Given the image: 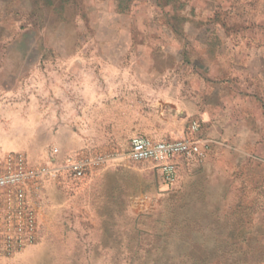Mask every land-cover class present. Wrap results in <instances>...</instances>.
I'll return each mask as SVG.
<instances>
[{
  "label": "crops",
  "instance_id": "crops-1",
  "mask_svg": "<svg viewBox=\"0 0 264 264\" xmlns=\"http://www.w3.org/2000/svg\"><path fill=\"white\" fill-rule=\"evenodd\" d=\"M97 1V9L94 4L92 9L87 8L92 14L95 44L84 47L78 44L76 31L72 43H67L63 34V25L67 24L63 18L70 15L73 2L48 0L45 7L43 0H0V29L5 28L7 19L13 20L12 34L0 30V41L13 37L12 43L0 44V51L14 52L13 67L7 70L4 64L1 66L0 94H19L17 100H21L23 86L30 85L29 108L15 102L8 111L14 132L20 131L22 117L28 116L36 133L30 142L36 147H42L48 135L54 141L67 135L77 142L79 133L91 123L98 131L107 125L113 126L105 129L108 131L123 130L117 126L125 125L126 132L156 140L184 138L190 133L193 138L187 139L198 142L201 154L177 158L174 197L186 202L187 197L205 196L210 200L216 196L227 216L238 215L233 244L248 243L245 231L249 230L257 229V238H262V222H256L255 214L264 212V207H257L260 200L255 198L264 195V169L252 173L247 170L246 147H256L264 154V44L213 45L208 37L214 35L217 25L223 36L258 29L264 38V0H248L257 10L253 15H237L224 4L203 15L213 9L211 0H199L202 4L197 5V12L195 0H148L157 9L154 15H148L149 25L140 28L134 15H129L130 23H134L131 30L127 21L114 22L110 16L104 37L102 8ZM234 5L243 7L240 0H234ZM120 12L128 16L126 10L120 8ZM164 13L193 14L197 22L186 21L176 30L162 23ZM235 15L244 22H229ZM47 19L55 28L51 34L46 31ZM28 33H33L36 43L26 42ZM123 44L127 50H123ZM155 45L159 46L160 57L177 52L179 58L152 57ZM141 47L148 48L149 59L137 54ZM43 67H51L48 70L52 76L43 77ZM4 115L0 111V117ZM6 144L22 146L19 139L1 141V145ZM106 167H97L103 176L109 174L104 172ZM58 173L35 182L31 191L43 194L47 203L54 204L59 191L54 182ZM230 195L235 199L232 205L228 204ZM248 197L252 199L250 204L246 202Z\"/></svg>",
  "mask_w": 264,
  "mask_h": 264
},
{
  "label": "rangeland",
  "instance_id": "rangeland-1",
  "mask_svg": "<svg viewBox=\"0 0 264 264\" xmlns=\"http://www.w3.org/2000/svg\"><path fill=\"white\" fill-rule=\"evenodd\" d=\"M43 1L42 5L46 7L48 0ZM69 1L73 2L70 3V15L63 18L67 23L63 25L67 43H72L76 31L78 44L84 47L93 46L95 40L92 14L87 8L92 9L94 4L97 9L98 1ZM150 1L147 0L148 4L144 0H100L102 35L109 31L106 24L110 16L114 22L125 20L130 23L129 15H134L135 24L140 28L149 25L151 22L148 23V20L151 17L148 15H154L157 11ZM162 1L165 3L170 0ZM198 1H194L196 12L202 4ZM211 1L213 9L202 12L203 15L209 12L211 14L223 4L231 6L230 11L237 15L243 12L253 15L254 11H257L248 0H240V5L243 6L240 8L238 5L233 6L234 0ZM120 8L126 10L128 16L121 13ZM237 15L229 19V22H244V19H239ZM186 21L197 22V18L193 14H162V23L171 28L177 27L176 30ZM4 23L5 28L0 30L7 35L12 34V18ZM50 23L51 20L47 19V34H51L55 29ZM199 23L201 24V21ZM130 24L133 30L134 23ZM216 27L219 29L217 25ZM216 27L214 35L208 37L213 45L225 42L235 46L264 44V38L258 29L223 36L218 32L221 30L217 31ZM12 38L6 37L0 44L12 43ZM135 39L138 40L139 37H134L133 40ZM26 42L36 43L33 33L26 35ZM122 47L123 50L128 48L126 44ZM154 47L155 53L153 52L152 57L156 59L179 58L177 52L160 57L159 46ZM148 53L147 47H141L137 54L141 59H149ZM13 55L12 50L0 51V71L3 64L7 70L13 67ZM48 69L52 68L43 67L40 74L43 77L52 76ZM29 86H23L25 92L22 93L21 100H17L19 94H0V111L2 114L5 112V115L0 117V159L8 153L21 152L27 156L30 165L47 164L59 167L54 181L59 191L54 204L47 203L43 194L38 196L30 192V199L38 213V240L12 256L0 257V264H264V236L258 239L257 229L255 232L245 231L248 243L233 244L231 238L234 236V225L238 221L237 214L227 216L223 209L221 210L222 206L216 196L211 198L212 200L205 196L198 199L187 197L186 202L175 198L174 188L166 187L160 174L150 163H109L104 170L109 173L107 176H103L99 169L93 168L88 170L87 179H77L66 168L67 159L72 156L120 155L128 148L130 139L142 133L126 132L125 125L117 126L123 130L108 131L105 129L113 126L107 125L104 130L98 131L91 123L86 131L79 133L77 142L70 141L67 135L56 141L48 135L44 137V145L36 147L30 142L36 133L32 131L28 116L22 117L20 131L14 132L13 117L8 111L12 110L15 102L29 108ZM262 131L264 136V121ZM184 138L192 139L193 136L187 133ZM14 139H19L22 146L1 145V141L8 143ZM55 148L58 152L54 151ZM246 152L249 154L247 170L251 173L256 169L263 170L264 154L250 145L246 147ZM53 160L56 162L53 163ZM191 199L197 200L196 203L192 204ZM234 200L230 195L228 204L232 205ZM255 200H260V204L256 203L257 207H264V195L256 197ZM246 202L250 204L252 199L248 197ZM257 212L256 222H262L259 230L264 233V212ZM250 217L253 220L254 215ZM245 219L249 220L247 217Z\"/></svg>",
  "mask_w": 264,
  "mask_h": 264
},
{
  "label": "built area",
  "instance_id": "built-area-1",
  "mask_svg": "<svg viewBox=\"0 0 264 264\" xmlns=\"http://www.w3.org/2000/svg\"><path fill=\"white\" fill-rule=\"evenodd\" d=\"M195 154H201L198 142L187 138L156 140L135 135L120 155L72 156L67 159L66 168L80 179L88 170L109 163H150L170 188L178 178L177 158ZM58 171L55 165H30L21 152H11L0 159V257L12 256L37 242L39 219L30 192L35 182Z\"/></svg>",
  "mask_w": 264,
  "mask_h": 264
}]
</instances>
